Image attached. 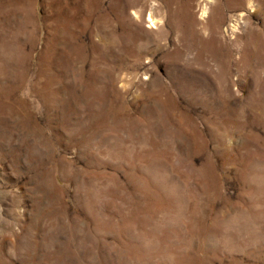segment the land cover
Here are the masks:
<instances>
[{
	"label": "rangeland",
	"instance_id": "1",
	"mask_svg": "<svg viewBox=\"0 0 264 264\" xmlns=\"http://www.w3.org/2000/svg\"><path fill=\"white\" fill-rule=\"evenodd\" d=\"M0 264H264V0H0Z\"/></svg>",
	"mask_w": 264,
	"mask_h": 264
},
{
	"label": "bare ground",
	"instance_id": "2",
	"mask_svg": "<svg viewBox=\"0 0 264 264\" xmlns=\"http://www.w3.org/2000/svg\"><path fill=\"white\" fill-rule=\"evenodd\" d=\"M149 20H151V21H152V20H153V18H151V17H150V18H149Z\"/></svg>",
	"mask_w": 264,
	"mask_h": 264
}]
</instances>
